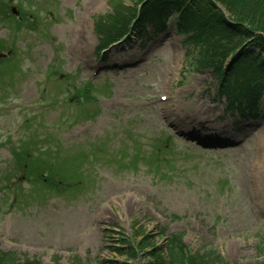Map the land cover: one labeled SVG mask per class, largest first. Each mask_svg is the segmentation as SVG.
<instances>
[{
  "label": "rangeland",
  "instance_id": "374dc122",
  "mask_svg": "<svg viewBox=\"0 0 264 264\" xmlns=\"http://www.w3.org/2000/svg\"><path fill=\"white\" fill-rule=\"evenodd\" d=\"M22 1L15 24L16 0H0V56L19 59L0 63L5 264H146L120 241L144 233L177 234L188 254L264 264V116L234 111L243 99L230 110L218 102V78L197 62L205 46L183 42L172 14L153 35L113 26L99 61L101 22L137 0Z\"/></svg>",
  "mask_w": 264,
  "mask_h": 264
},
{
  "label": "trees",
  "instance_id": "16d2710c",
  "mask_svg": "<svg viewBox=\"0 0 264 264\" xmlns=\"http://www.w3.org/2000/svg\"><path fill=\"white\" fill-rule=\"evenodd\" d=\"M216 3L223 7L227 16L215 7ZM180 7L183 8L180 21L184 27L179 31L185 32L189 25L192 32L189 40L205 45L207 62L219 77V92L233 101L242 98L251 108L250 116L255 118L253 99L264 93V0H145L132 28L143 30L146 23L157 25L171 12L180 11ZM134 17L135 14L132 15ZM225 62L226 66L223 65ZM244 70L248 71L245 86L241 91H235L228 81L236 71ZM120 241L125 243V254L129 258H136L143 251L146 264H229L218 252L215 255L208 252L205 255L203 252L188 254L176 236L169 239L165 249L157 245L150 233L142 235L134 244L126 237ZM145 248L148 249L144 251ZM114 250L117 254H124L122 249ZM207 259L220 260L210 263ZM5 262V257L0 254V264ZM107 263L121 264L115 260L99 264ZM24 264L37 263L28 261Z\"/></svg>",
  "mask_w": 264,
  "mask_h": 264
}]
</instances>
